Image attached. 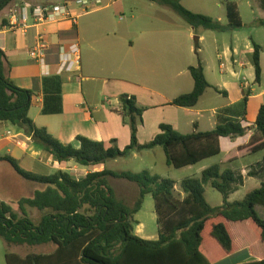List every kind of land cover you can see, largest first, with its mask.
I'll return each instance as SVG.
<instances>
[{
	"label": "trees",
	"instance_id": "1",
	"mask_svg": "<svg viewBox=\"0 0 264 264\" xmlns=\"http://www.w3.org/2000/svg\"><path fill=\"white\" fill-rule=\"evenodd\" d=\"M13 1L0 0V12ZM147 1L172 9L195 30L204 28L225 33L239 31L243 27L235 2L227 3L228 24L223 25L210 16L187 10L181 4L183 0ZM195 42L194 51L199 57L200 41L197 39ZM253 46L255 81L259 84L263 75V48L256 42ZM4 59L5 55L0 51V122L25 130L35 145L41 146L60 164L75 162L84 167H96L126 157L132 151L141 153L160 146L169 166L184 169L219 156L222 138H241L249 130L242 124L247 116V94L237 105L221 111L212 131H198L195 125L193 133L184 135L171 125L162 124L152 141L140 145L138 131L145 109L138 106L134 96L123 95L120 98L122 112L123 116L129 117L131 128V143L124 150L116 146V140L93 141L81 135L77 136L75 144L66 145L29 117L33 91L19 88L8 78ZM189 71L194 81L193 91L173 99L171 106L193 109L208 89L228 96L226 91L209 83L201 59L198 66L190 67ZM62 86L61 75L44 79V115L64 113ZM238 110L242 111V120L225 116ZM254 128L248 147L254 154L263 153L260 172H264V105L260 107ZM0 162H7L20 178L40 186L32 197L18 202L20 214L0 200V238L10 248L54 246L49 254L31 253L22 257L8 252L6 264H264V258L251 261L250 257H255L252 248L241 242L232 229L234 226L250 227L257 242L264 243V221L256 210L264 207V182L245 193L241 201L229 203V197L244 185V178L230 168L224 169L222 164L205 168L198 178L182 181V197L176 195L177 183L174 180L149 171L116 173L104 168L77 179L62 169L51 176L28 172L10 155L0 157ZM249 176L255 174L250 172ZM110 178L135 182L140 187V199L135 206L128 207L117 198ZM205 185H211L223 196L222 206L213 208L208 203ZM148 194L155 202L159 227L156 240H145L135 233L134 217L141 211ZM30 208L42 213L37 222L31 219ZM206 236L209 237L207 241ZM241 254L247 255L249 260L239 261Z\"/></svg>",
	"mask_w": 264,
	"mask_h": 264
},
{
	"label": "crops",
	"instance_id": "2",
	"mask_svg": "<svg viewBox=\"0 0 264 264\" xmlns=\"http://www.w3.org/2000/svg\"><path fill=\"white\" fill-rule=\"evenodd\" d=\"M47 1L14 0L11 3L14 5L55 3L53 0ZM117 1L111 2L105 8H101L93 14L89 13L79 16L75 23L65 20L48 25L32 26L26 33L11 28L10 14L14 5L12 9H9L10 3L0 12V51L5 55L6 75L19 88L33 91L34 95L29 117L34 123L39 127L46 128L53 136L66 145L75 144L77 136L81 135L93 141L110 142L111 140H116V144H119L120 147H127L131 143V131L127 126H123L122 105L106 98L105 94L108 83L105 80L101 85L100 79L96 76L106 71V67L111 63H115L122 69L121 72L127 78H131L129 80H133L132 78H134V82H137L131 88L123 89L122 92L129 94V96H134L137 99V104H139L140 100L144 101L147 97H150L154 107H169L172 109L170 110L172 112L166 113L164 117L157 120L154 124V136L152 140L160 132L159 127L162 124L171 125L178 131L182 122L186 123V120H188L192 130L195 131V125H197V130L200 131L201 115L207 111L211 114L212 119L215 120L214 124L216 126L217 117L223 109L237 105L245 95L249 94L247 116L246 120L242 122L243 126L248 127L249 130L241 138L221 139V145L223 139H231L232 142V145L228 147L227 159L221 162V164L223 166H233L238 164L240 160L252 155L248 146L251 137L255 133L254 122L257 120L260 107L264 105V91L257 95L255 94V89L250 87L251 83L247 79V83L243 82L245 81V78H243L239 81L240 84L230 79H240V74L242 73L237 72L238 67L239 69H245L250 64L242 56L246 53L248 56H251L254 46L248 42L245 51L243 47L233 43L231 47L226 46L222 50V55L227 57L233 65V68L230 69V79L225 80L223 85L212 84L208 77L209 72L205 69V75L209 83L213 87L228 93L226 97L227 103L210 110L208 108L198 109L200 104L209 103L210 93L219 94L214 89H208L193 109L171 106L170 103L173 99L182 94H189L194 89L193 79L192 82L188 78L186 81L182 79L186 73L190 74L189 69L193 66L190 64V52L193 49L192 29L183 30L182 28H178L176 23L172 24L171 18L162 13L163 21H169L168 28L160 27L153 30H140L136 33L130 34V32H127L124 35H120L112 24V18L107 13L108 8ZM71 10L73 13H80V10L75 6ZM39 34H44L46 40L51 45L50 53L47 57V66L37 63L30 57V51L36 45ZM75 44L79 45L81 65L80 69L73 73L61 74L63 78L62 98L64 113L46 116L42 112L44 108V79L51 75H57L60 49L64 48L69 51V48ZM263 54L264 49L261 57ZM220 55L219 58H221ZM220 62L223 63L221 59ZM220 69L221 72L225 73L226 66L222 70L220 65ZM262 72L263 75L261 76L259 85H264L263 69ZM247 88L249 90L245 94ZM233 92H235L234 96H232ZM105 101L109 102L110 109L106 107ZM194 115L198 117V120H195ZM225 116L235 120H242V111L229 112ZM112 124L116 127L114 135L107 133V127L112 126ZM14 136H17V138H14ZM23 138H27L30 144H25L22 141ZM239 139H245V142L234 145V142H237ZM32 140V137L17 125L0 122V157L12 156L19 161L22 169L34 174H38L36 171H40L43 166H51L57 171L63 169V166L74 164V162L65 165L60 164L52 155L43 151V149H34ZM16 141L21 142L22 146H18ZM262 160L258 161L256 165L241 167L238 170V174L242 175L244 182L251 177L256 178L261 173ZM5 164L8 163L0 162V179L1 177L3 179L0 181V187L10 191L9 171L7 170L10 165L5 167ZM105 166L101 165L92 168H97L96 171H102ZM246 172H253L255 176L247 177ZM6 175L7 179H4ZM31 184L34 185L31 195L19 198L17 205L21 199L32 197L35 190L40 188L35 183L31 182ZM233 195L229 197V203H233L231 201ZM0 200L7 204L10 203L6 198L0 197ZM8 252H15V250L10 248ZM263 258L259 257L256 259L255 257H250L251 261ZM238 260L248 261L249 259H247V255L241 254Z\"/></svg>",
	"mask_w": 264,
	"mask_h": 264
},
{
	"label": "rangeland",
	"instance_id": "3",
	"mask_svg": "<svg viewBox=\"0 0 264 264\" xmlns=\"http://www.w3.org/2000/svg\"><path fill=\"white\" fill-rule=\"evenodd\" d=\"M26 1V0H22ZM43 1V0H41ZM62 0H53L55 3H60ZM116 0H103V8H105L111 2H115ZM45 2H48L45 0ZM235 2V4L239 8V12L242 17L243 27L239 31H227L225 33H219L215 31L206 30L204 28L193 29L189 24L179 16L175 11L169 9L159 4H151L146 0H118L115 4L111 5L107 13H109L110 17L113 21V26L116 28L117 32L120 35H124L127 32L136 33L140 30H153L155 28H168L169 21H163V17L161 14L167 15L172 19V24L176 23L178 28H182L190 30L193 32V49L190 52V64L193 66H198L199 59H201V64L205 69L208 70L209 80L210 82L223 85V82L227 79H230V69L233 68L231 62L227 57L222 55V50L226 46H232L238 44L243 47V50L246 51V44L248 42L253 45V42H256L258 45L262 46L264 49V8L262 6V0H183L181 4L187 8V10L197 13L210 16L212 19L220 20L223 25L228 24L227 18V3ZM28 4V3H26ZM13 3L9 6V9H12ZM93 14V13H92ZM199 39L201 50L199 51V57L195 54L194 49H196V40ZM219 54L221 58H219ZM245 54V53H244ZM246 62L249 61V65L243 69L238 67L237 72L240 74V79L231 81L240 84L243 78H245L251 83L250 87L255 89V94H260L264 91V85H259L255 81V69L254 63L252 59V55L248 56L247 53L242 56ZM220 59L226 66L225 73L221 72L220 69ZM261 67L264 70V54L261 57ZM243 70L244 73H243ZM122 69L118 67L115 63H111L106 67V71L103 73L96 75L100 79V84L104 83L106 80V98L112 100V102H117L121 104L120 98L123 95H129L122 92L123 89L131 88L135 83L133 80H129L131 78H127L124 73L121 72ZM206 72V70H205ZM189 79L192 82V78L190 74L186 73L185 76L182 77L183 80ZM239 90V88H238ZM248 88L245 90V94L248 93ZM240 91V90H239ZM210 101L207 104H200L198 109L208 108H218L221 105L227 103L226 97L223 95H219L216 93H210ZM235 92L232 93L234 96ZM101 100H103L101 98ZM104 101V100H103ZM137 101V99H136ZM264 101V99H263ZM258 102V101H256ZM150 97H147L144 101L140 100L138 106L145 109L143 114L142 123L139 124L138 131V139L139 144L144 145L150 142L154 136L153 129L154 124L157 120L164 117L166 113L172 112L169 107H154L152 105ZM105 105L108 109L111 108L108 101H105ZM173 116V115H172ZM123 126H127L131 131L129 125V117H122ZM195 120H198V117L194 115ZM214 119H212L211 114L207 111L206 113L201 115L200 121V131H212L215 129ZM116 127L112 124V126L107 127L108 134H115ZM180 133L184 135L191 134L194 130H192L191 125L188 120L186 123L182 122L181 126L178 128ZM25 144H30L27 141V138H23L22 140ZM240 141V142H239ZM245 142V139H239L237 142H234V145L242 144ZM232 145L231 139H223L221 145V154L217 157L211 158L209 160H204L203 162L191 166L188 168H180L176 169L172 166H169L167 163V158L165 152L160 146L152 149L145 150L141 153L136 151L130 152L126 157L118 158L116 160H110L106 163L105 168L112 170V172L116 173H135L140 174L143 171H149L152 174H157L162 178L174 180L176 184V195L182 196V187L181 182L188 178H198L204 168H210L215 164H221V162L226 161L229 149L228 147ZM116 146L120 150H124L125 147H120L119 144ZM34 149L40 150L41 146L33 145ZM42 151V150H41ZM249 157L242 159L236 165H224L223 168H230L236 174L239 173V169L245 166L256 165L258 161L262 160L263 153L254 154ZM40 159V158H38ZM46 164V163H44ZM9 164H5L7 167ZM7 169L9 171V185L11 186V190L7 191L3 187H0V197L6 198L9 200L10 204L17 213L20 214L19 206L17 205V201L21 197H27L31 195L33 190V184L28 182L14 172L11 166H8ZM40 169V168H39ZM249 169V168H248ZM64 172H68L73 175L77 179H81L84 176L89 174L92 171H96L97 168H89L81 166L74 162V164L69 166H63ZM56 172V169L53 167H41L40 171H36L40 176H51ZM249 172H246V176H249ZM7 179V175L4 177ZM2 177L0 181H2ZM264 182V173H259L256 178L251 177L244 182V185L240 186L238 192H236L232 197L231 201H241L244 198L245 193L249 190H254L258 185ZM110 183L115 189L117 198L121 200L128 207H133L140 199V187L135 184V182H131L124 179H112L110 178ZM3 184V182H2ZM6 184V182H5ZM206 192L205 196L208 203L213 207L217 208L220 205H223V196L211 185H205ZM183 197V196H182ZM38 209H29L28 213L32 220L38 221L40 220L42 213L39 212ZM257 212L260 215V218L264 221V207L257 208ZM135 233L139 237L145 240H156L159 238V227L157 223L156 210H155V202L151 194L145 196L142 209L139 214L135 215ZM233 232L237 235V238L241 239L246 246L251 247L255 257H264V243H258L255 233L252 231L250 227L238 228L234 226ZM240 230L243 233H240ZM209 240V237L206 236L205 241ZM15 250L17 254L22 257H25L31 253L38 254H49L54 250V246L46 245V246H13L11 248ZM10 251L9 246L6 242L1 238L0 239V264H6V254Z\"/></svg>",
	"mask_w": 264,
	"mask_h": 264
},
{
	"label": "built area",
	"instance_id": "4",
	"mask_svg": "<svg viewBox=\"0 0 264 264\" xmlns=\"http://www.w3.org/2000/svg\"><path fill=\"white\" fill-rule=\"evenodd\" d=\"M75 6L80 13H73L71 8ZM103 0H62L60 3H43L39 5L16 4L10 14L11 28L26 33L32 26L48 25L59 21H71L75 23L79 16L83 14L94 13L103 8ZM50 43L46 40L44 34H39L36 45L30 51V57L39 64L47 66V57L50 53ZM59 68L56 74L73 73L80 69V49L75 44L69 48L60 49ZM222 70L225 64L221 63ZM17 138V136H14ZM18 146L21 142L16 141Z\"/></svg>",
	"mask_w": 264,
	"mask_h": 264
}]
</instances>
